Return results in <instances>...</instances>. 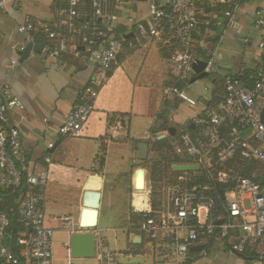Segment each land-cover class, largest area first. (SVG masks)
<instances>
[{
    "label": "built area",
    "instance_id": "2783aa9c",
    "mask_svg": "<svg viewBox=\"0 0 264 264\" xmlns=\"http://www.w3.org/2000/svg\"><path fill=\"white\" fill-rule=\"evenodd\" d=\"M148 2L147 22L126 18L133 32L148 39H160L165 27L172 31L176 43L170 56L174 85L172 93L189 106L196 102L176 85L188 86L194 77L192 65L196 61V47L205 50L210 41H219L224 25L217 13L200 15L196 4L205 0H143ZM237 0H210V8L220 7L225 18L231 19V10ZM129 0H66L59 12V20L52 27L37 30L25 21L17 31L22 43L14 48L21 54L27 45L39 44L36 55L57 70L62 68L67 55L81 57L85 64L96 68L103 77L118 66V59L126 43L125 34L116 33L119 19L115 11L123 12ZM23 0H0V12L11 6L21 7ZM255 30L259 34L257 55L250 86L240 79L220 75L209 54L205 72L208 77H219L221 91L204 114L191 119L193 129L177 133L169 153L175 165L197 166L198 171L182 173L175 184L162 188L155 206L150 199L136 214L143 216L136 230L141 244L160 264H188L190 250L203 246L198 252L206 257L214 246H227L240 255L255 253L264 261V124L261 111L264 107V7L253 14ZM97 97L92 84L80 93L78 100L58 128L65 139H78L92 114L93 100ZM24 106L18 97L7 89L0 93V191L16 195L17 203L7 213L0 212V264H12L13 252L3 241L12 224V217L27 232L17 241L27 249L31 264H53V230L45 226L41 206V193L48 182L46 168L27 167L25 151L19 128L10 121L9 114L22 112ZM189 129V128H188ZM53 144L48 145L52 148ZM50 163V159H45ZM239 162L260 165V173L253 172L252 179L238 174L234 167ZM96 167V163L93 165ZM199 173L207 183L189 185L188 174ZM231 182L232 187L223 191L222 204L217 201L218 184ZM214 184V186H212ZM220 198V197H219ZM245 201L250 207L245 208ZM62 227L71 223L70 218L59 219ZM222 221L221 224L218 222ZM65 264H73L68 244ZM257 247L263 250L254 252ZM257 254V255H256ZM104 264H116L112 254H105Z\"/></svg>",
    "mask_w": 264,
    "mask_h": 264
},
{
    "label": "crops",
    "instance_id": "0c3cea01",
    "mask_svg": "<svg viewBox=\"0 0 264 264\" xmlns=\"http://www.w3.org/2000/svg\"><path fill=\"white\" fill-rule=\"evenodd\" d=\"M65 1L23 0L21 7L11 6L6 12H0V93L3 89L9 90L24 106L22 112L10 113L9 118L19 128L28 154V169L48 170L41 206L45 226L53 230V264H65V244L70 249L69 237L81 232L84 210L95 205L96 225L89 231L95 237L94 257H71L73 264H104L106 253L113 255L116 264H160L141 242L139 245L131 242L133 236H139L131 220V215L136 214L132 204L134 188L144 183L141 188L148 190L147 202L151 193L149 177L145 185L147 179L140 175L143 170L149 176V171L136 159L137 145L146 143V161L154 159V137L150 130L164 105H169V127L175 128L172 116L177 113L189 120L190 126L192 117L204 114L221 91V80L215 76L212 80L189 82L183 91L194 99L195 106L176 98L172 93L175 81L170 62L174 48L172 37L164 34L160 39H148L127 25L126 18L147 22L148 2L143 0H129L122 13L114 12L119 17L116 33L125 34L129 40L123 46L118 66L106 76L85 64L81 57L71 55L64 58L59 70L54 66L57 60L48 67L38 55H30L20 62L21 55L14 52L23 41L18 26L29 21L37 30L52 27L58 22ZM205 3L196 5L200 15L207 12ZM262 7L264 0H237L231 19L225 18L224 10L220 13L221 22L230 24L231 28L222 27L220 40L210 41L205 48L207 56L213 55L220 75L241 79L253 73L259 39L253 14ZM92 82L97 91L94 110L81 137L65 139L58 134V128L80 100V93ZM159 135L165 136V133L155 134ZM50 144L52 148H48ZM46 158L50 159L49 164ZM16 203L13 195L0 191L1 213H7ZM67 217L71 223L62 227L59 219ZM11 222L3 243L10 250L13 243L15 261L12 264H31L27 249L17 243L27 232L17 223L16 216ZM262 250L257 247L254 252L258 254ZM254 255H240L227 246L218 245L206 257L191 252L188 264H264Z\"/></svg>",
    "mask_w": 264,
    "mask_h": 264
},
{
    "label": "trees",
    "instance_id": "16d2710c",
    "mask_svg": "<svg viewBox=\"0 0 264 264\" xmlns=\"http://www.w3.org/2000/svg\"><path fill=\"white\" fill-rule=\"evenodd\" d=\"M206 2L204 5L207 7V12L204 13V15H211L213 12L217 13L218 16L220 17V13L222 12V8L220 7H215V8H210V0H205ZM197 5V4H196ZM163 34H167L168 36L172 37V31L168 28L165 27ZM129 39H126V43L128 42ZM125 43V44H126ZM172 45L176 47V43L173 40ZM194 58L196 60L200 61H207L208 56L206 54L205 50H201L200 48L196 47V49L193 51ZM240 82L245 85V86H250L251 83L249 81V76L245 75L243 78L240 79ZM178 90H183L185 87L184 84H178L176 85ZM214 102V99L210 102L212 104ZM168 104L164 105L163 110L157 115L156 117V124L151 128L150 133L151 136L154 137V141L152 144V150L155 152V158L152 160H148L146 162L142 163V167H146L149 171V182H150V188H151V193H150V201L153 206L158 202L161 194V190L164 186L169 185V184H175L176 183V178L182 176V173H177L172 170V165L173 161L170 159L169 153L172 150L173 143L175 142L177 138V133L175 136H170V135H165L164 139L157 140L155 136L156 133H167V130L169 128V123L167 119V112H168ZM190 132L191 130L188 129ZM235 171L240 174L243 177L251 178L252 179V173H260L261 167L259 164L252 162V163H243L239 162L238 167H234ZM140 175H142L144 178L147 179V174L145 171H141ZM191 178V181L189 185H198V184H206L207 181L204 178L203 175L196 173V174H188ZM147 182L145 183V185ZM144 185L141 184L139 188H141ZM214 186V184H212ZM216 187L218 192H223L227 191L232 187L231 182H226L222 184H218ZM142 189V188H141ZM146 190V189H143ZM135 197L133 198L134 200H140L139 202H134L132 201V204L136 210H142L146 207L147 204V195L145 194L144 196H139L134 192ZM219 195V193H218ZM16 198V195L14 196ZM139 197V199H137ZM218 196V203L221 205L222 200ZM143 216L141 214H132L131 215V220L135 223L136 227L140 224L142 221ZM21 226V225H20ZM22 227V226H21ZM23 228V227H22ZM137 231V230H136ZM11 251H13V243L10 245Z\"/></svg>",
    "mask_w": 264,
    "mask_h": 264
},
{
    "label": "water",
    "instance_id": "95a60500",
    "mask_svg": "<svg viewBox=\"0 0 264 264\" xmlns=\"http://www.w3.org/2000/svg\"><path fill=\"white\" fill-rule=\"evenodd\" d=\"M131 34H129L130 37ZM40 49L39 44H29L25 48V50L20 54V62L28 59L30 55H36ZM206 62L196 60L192 65V70L194 73V77L190 80V84H194L199 81H203L208 78V73L205 72ZM260 121L264 124V107L261 111ZM189 129H193V125L189 126ZM167 134L170 136H175L176 129L173 127H169L167 130ZM165 136H160L157 140L164 139ZM148 158V145L146 143H139L137 145L136 159L140 162H145ZM174 172L179 173H187V172H195L198 171L197 166H189V165H175L172 167ZM95 196L98 197V194L95 193ZM219 196L222 199L223 194L219 192ZM96 216H97V205L93 206L92 209H85L83 219L80 220V231L78 233H73L69 237L70 241V253L73 258H92L95 254V237L89 232L96 225ZM219 224L222 221L218 222ZM131 242L134 245H139L141 242L140 236H133L131 238ZM203 246L193 247L190 252H199Z\"/></svg>",
    "mask_w": 264,
    "mask_h": 264
},
{
    "label": "rangeland",
    "instance_id": "374dc122",
    "mask_svg": "<svg viewBox=\"0 0 264 264\" xmlns=\"http://www.w3.org/2000/svg\"><path fill=\"white\" fill-rule=\"evenodd\" d=\"M213 78H214L213 76H210L206 80H208V79L212 80ZM175 103H178V102L175 101ZM183 117L184 116L180 115V113L179 114L177 113V114L172 116V119L174 121L173 125H174L175 129L177 130V133H180L181 131H184V130H188L189 120H185ZM165 135H167V133H165ZM147 183H149L148 182V176H147ZM134 192L139 196H144L145 194L147 195L148 190H143L141 188H137V189L134 188ZM134 197H135V195L133 194V198ZM137 198H139V197H137ZM244 205H245V208H247V209L250 207L248 201H245Z\"/></svg>",
    "mask_w": 264,
    "mask_h": 264
}]
</instances>
